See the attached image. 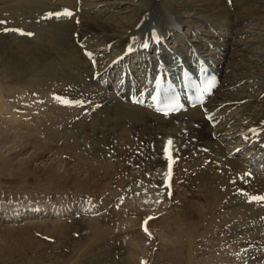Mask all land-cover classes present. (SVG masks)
Here are the masks:
<instances>
[{
    "label": "rangeland",
    "instance_id": "rangeland-1",
    "mask_svg": "<svg viewBox=\"0 0 264 264\" xmlns=\"http://www.w3.org/2000/svg\"><path fill=\"white\" fill-rule=\"evenodd\" d=\"M117 1L126 2L128 0ZM222 1L230 11H233L230 19L225 16L218 19H212L210 21L204 20L206 13L201 10H197L195 13L196 17L193 18L196 20L186 21V25H184L183 28H180V33H182V36L188 45L193 39L198 40L199 37L195 35L196 33L203 36V38L207 40L209 39L210 41L219 40L220 44L226 46L227 48V57L225 58L227 61L228 59L231 60L232 56L236 52L240 53L239 51H235L237 46L233 42L242 41L245 44L237 48L244 51V54L250 57V60L248 59L247 61L250 63L254 61L256 63L253 64H259L260 66H262V64L264 65V61L261 62V59L264 58V21H235L236 18L237 20L239 19V15L245 10L244 8L250 6L249 4H252V2L255 3V1L250 0L249 2L251 3L241 5L240 8L237 6L231 7V3L234 4V0ZM237 1L240 3L242 2V0ZM53 2L55 3V1ZM34 4L35 2L33 0H0V21L5 22L0 24V32L2 33H0V109L10 106V103L13 104L10 108H13L16 104L22 107L21 111L18 109L19 119H21L18 123H16L18 124V127L8 124L6 121L1 119L3 116H0V138L4 137L3 134L5 131H8L10 134V138L0 139V264H131V260H133L134 264H136L140 259L145 261L146 258H149L150 264H186L187 260L183 256L182 252V246L185 242L177 239V231L171 224L172 219H170L168 225H161L162 223H160L161 216L173 215L176 213V210L180 208L188 213L199 211L203 214L201 217L197 216L195 221H193L198 224L199 227H195L192 232V236L194 235V237L191 238V244L189 243L186 248L188 263L209 264L210 260L211 264H216L212 261V259L215 260L214 257L216 256L221 258L219 262H222L224 257H220L217 253H215V248L226 252V256H231L236 247H229L226 242V237L225 239H220L218 237V240L221 243L218 244L217 241L214 240L213 244L214 229L219 226L223 229L225 224H227L226 222L239 218L242 215V211L239 207L232 205L227 211L222 213V215H216V222L212 219L214 216V210L219 208L221 209L224 206L213 207L218 191L216 188L212 190L209 189V185L207 183L210 177L209 171H205V173L200 177L192 176L191 181L193 182L188 185V174L197 169L198 166H202L195 163L197 164L196 167L194 161L199 162L205 157L194 159V155L198 151H195L198 148V145L194 147L193 151L195 152H192L193 155L191 157L185 154L187 150L190 149L179 148L174 152V158L171 157L173 162L171 165V167H173L171 173H173V176H177L176 178L174 177L175 188L180 190V186L182 185L179 184H184L181 188L182 191H178L176 189L177 191L175 190L172 192V189L170 188L173 187V183H170V180L168 182V185L170 186H167L170 191L168 188H166L168 191H164L165 189L161 182H165V172L167 168L169 172V161L165 158L166 156H163L165 161L156 162L153 165V159L151 156L153 152H151L152 149H148V147H144V145L141 146L139 139L136 141L132 138L129 141V144L124 146L125 148L120 147L118 146L119 144L117 145L115 143L116 140H120L121 138L127 136L129 128L131 130H137L142 126V124L136 125L139 123L137 120H130L131 118H135L136 115H128V117L127 114L122 113L123 115L120 114L118 119L115 118L114 115H109V117L106 114L105 116H103L104 114L100 115L98 118L100 123L97 122L99 124L97 132H101L102 129L109 132L108 143H101V149H103L101 150L100 145L96 142L97 139L95 138V133L97 132H94L95 127L93 126L94 128H92L90 126L92 123L94 124L95 121V118L92 119L94 112L90 113L87 119L77 120L76 122H79L78 126V123L75 122L74 124V122H72L67 115L63 116L61 114L62 111L58 109L62 107H60V103L53 97V93L55 92L54 90H71L66 87L61 78H65L67 81H70L71 79L69 74L77 73L80 69V65H78L77 69L73 70V53H75L76 50L72 48L63 49L60 50L59 53L48 55L49 44L46 37L51 31L52 22L61 21L62 19L58 18L56 15H52L51 17L42 16V13L59 12L62 5L38 3L36 6ZM152 5L167 16H171L173 13L170 1L167 3L164 1H155ZM125 6L126 5H123V7ZM169 12L171 14H169ZM197 13L199 14L197 15ZM122 14L125 16L129 15L127 12ZM85 17H87V19L91 22L93 21V17H91V15L88 14L85 15ZM103 19L105 20V18ZM187 19L190 18L188 17ZM107 20L112 21V19ZM35 22L43 25L47 24L50 29H42L39 33L36 32V30L27 27L28 25L33 28L42 27L40 24L37 25ZM252 22L253 24H251ZM102 23L104 24L103 27L97 28L102 31L108 30L103 20ZM14 29L21 30L25 33V35L21 34L20 31H13ZM241 31H243L242 33L244 34H241ZM28 33H31V35H27ZM45 34L46 36H44ZM176 39H174V42H176ZM250 42L255 43V46L253 47L254 52L250 53L247 50L245 53V50ZM35 43H39L43 56L40 60L39 67L33 73H30V70H26L27 68L25 69L22 65L24 63L23 59L25 61L27 60L24 58L25 56H31L32 58L35 56V50L37 48ZM21 44L22 46H20ZM199 49L202 51L206 50V53L212 51L213 49L219 51L218 48L212 47L204 42L203 48ZM25 51H27L28 56L25 55ZM19 55L22 60H19L17 66L16 62L18 60H16V58L18 57L17 59H20ZM254 57L256 59H254ZM9 61H14L15 64L9 67ZM49 65L54 68L53 71H49ZM16 67L18 68V71H16ZM14 70L15 72H13ZM258 71L260 72V70L255 72L257 73ZM250 72L252 71L250 70ZM11 74L15 76L19 74L18 76L21 78L13 77ZM32 74L37 76L35 78L31 77ZM261 74H263L262 71ZM50 76L56 77L51 78ZM42 89V92H38ZM72 90L76 91L75 88ZM242 92L248 93L247 91ZM67 93L69 95L71 94V92ZM259 93L260 92L258 91L254 92V94ZM54 94L59 95L61 93L55 92ZM42 95H45L44 99L41 98ZM130 107L134 108L133 106ZM63 109L69 112V109H72V107H64ZM73 113L76 115L78 112H69V114L74 116ZM65 116L67 119H65ZM41 117H44L43 121ZM122 118L125 121H123ZM82 120H84L87 126H84L85 124ZM62 121H65V123H61ZM22 123L24 126L21 125ZM143 123L145 124V122ZM70 124L72 125L70 126ZM232 124L233 126L238 124V120H234L227 126H232ZM80 125L84 126V128H78ZM25 126L31 127L25 128ZM20 127H24V130L20 131L23 129H20ZM85 127L87 128L85 129ZM100 128L101 130H99ZM125 129L127 130V134ZM79 131H82L81 133H83L81 134L82 138L77 137V139L74 140L72 135L80 134ZM85 131H88L90 135L86 134ZM17 132H19V135L16 134ZM31 132H35L36 138L35 140H31V142H29ZM173 132L170 133L177 136V132ZM64 133L68 136V138L64 137ZM117 133L120 135V138L116 136ZM23 134L25 135V141ZM240 141L241 139H236V141L232 144L234 146L238 145ZM152 143L154 145L153 147H155L159 141L152 139ZM148 144L151 143L147 142V145ZM67 145H70V147H67ZM114 153H120L121 155L119 154L118 157V155H114ZM105 154L108 155L106 156ZM9 158L11 160H9ZM5 162H8V164ZM191 163L193 164L192 169ZM232 166L238 168L236 163H233ZM206 167H209V165H206ZM105 168H107V170L112 168V170L107 171ZM116 168L118 170H115ZM162 168H164V170ZM177 168L180 171L176 170ZM160 169L165 172L160 174V172H162ZM47 170L51 173L47 174ZM53 171L56 172V176H52ZM181 174L184 176H181ZM225 174L227 176L229 175L228 169L225 170ZM91 175H95L93 177V182L90 181V185L86 187L87 182L85 181V177H89ZM74 176L79 177L81 180H77ZM173 176L170 177L173 178ZM95 177L97 178L95 179ZM159 177L161 178L158 179ZM79 181L83 182L80 183ZM160 185L161 187H159ZM185 187H188L189 189H183ZM134 190H136V193ZM205 190L206 200L211 205V208H207V204L203 201H193V198L196 200V197H199L198 194L203 193ZM192 192H197L198 196L193 195L191 197ZM141 194L146 196L155 195L157 196V202L155 201L156 203L154 202L153 204L148 202L143 204L136 203L135 198H138L139 195V197H141ZM84 200H91V202H94L96 205V207H84L90 212V214L98 210L102 213H100L98 217H87L89 219H86V217L82 214H74L76 217L74 215H72L73 217L69 215L68 221L64 220L62 215L65 213H74L76 209H78L79 202ZM39 203H44L45 207H47L45 214L42 212L35 213L31 211L32 206ZM57 203H59L60 206L57 205ZM192 203H194L193 206ZM67 206H70L72 209L65 211ZM50 209L51 211H48ZM16 211H18V215L20 217L18 219L14 218ZM25 213L27 214L24 215ZM70 217H72L73 220L72 218L70 219ZM149 217H152V219H148ZM173 219L177 220V224L181 228L182 225L180 223V219ZM145 221L149 222L148 226L145 225ZM164 222L166 223L165 220ZM39 223L44 224L42 225ZM219 223L221 224L219 225ZM142 226H144V228H142ZM145 228L151 230L150 232H152V235L153 233L155 234L153 238L150 236L147 238L148 233L145 231ZM169 228L170 232L166 233ZM92 232H95L94 235ZM194 232H197L198 234ZM202 234H204V237H202ZM239 234H236V237ZM200 235L202 236L200 237ZM155 236L157 237V240L155 239ZM174 239L177 240L180 245L172 246ZM144 244L147 246L144 250L145 252H139L138 250L144 248ZM119 245L125 247H123L121 252L116 249ZM105 246H107L106 248L108 249L103 248ZM109 247H111L112 250ZM250 248L251 249L245 251L247 256L245 255L246 258L244 262L248 260L253 261L256 257V255L249 256L252 255V250L255 248V245L250 246ZM103 249L104 251H101ZM118 253L120 254L118 255ZM260 258L263 262L264 257L262 256ZM230 259H232V256ZM225 263L226 261L222 262V264Z\"/></svg>",
    "mask_w": 264,
    "mask_h": 264
},
{
    "label": "bare ground",
    "instance_id": "bare-ground-1",
    "mask_svg": "<svg viewBox=\"0 0 264 264\" xmlns=\"http://www.w3.org/2000/svg\"><path fill=\"white\" fill-rule=\"evenodd\" d=\"M33 1L35 2L34 5L36 4L38 5V3L39 4H49V5H55V4L62 5V8L59 9V12H51V13L46 12V13H42V16L51 17L52 15H55V13H62L66 9L70 10L74 14L71 17H66L63 15H60V16L56 15L58 18L62 20L52 22L51 31L46 37L47 42L49 44L48 55L59 53V51L63 49L72 48L76 50V52L73 53V59H74V63L72 64L73 70L77 69L78 65H80V69L78 70L77 73L69 74V77L71 79L70 81H67L65 78H61L64 84L66 85V87L71 89V90H66V92H71V94L70 95L69 94L68 95L59 94V95L63 96L64 98H70V97L71 99L77 98L72 95V91H73V92H76L78 94V97L80 98L81 96H85L86 98L84 99L82 98V99L85 101L86 104L84 106L80 105L82 108V111H77V110H81V108L79 107H72V109H69L70 112L71 111L78 112L76 113V115L75 113H73L74 116L69 114V112L64 110L63 108H59L58 110L62 111L61 114L63 116L67 115V117H69V119L75 124L77 120L88 118L89 111L86 108L89 107L90 111H95L94 116L92 115L93 116L92 119L95 118L94 124L93 123L91 125L89 124L92 128L95 127L94 132L98 131L97 127L99 124L97 122L100 123L98 118L102 114H104L103 116H105L106 114L108 115V117L109 115H114L115 118L117 119L122 113L127 114V116L136 115L135 118H131L130 120H137L139 123H137L136 125L142 124V126L137 130H131L129 128L128 134H127V130L125 129L127 136L121 138L120 140H116L115 143L117 145L119 144L118 146L120 147H124L129 144V141L132 138H134L136 141L137 139H139L141 146L144 145V147H148V149L149 148L152 149L151 152L153 151L152 152L153 160L155 159L159 161L160 156L161 157L166 156L165 149L169 147L168 146L169 140H171L172 142L170 146V152L174 150L176 151L179 148L190 149V150H187L185 154L191 157L193 153L198 150L197 153H195L194 155V159L199 158V157H204V156L205 157L199 162L194 161V164L198 163V165L200 166L202 165V166L201 167L198 166L199 167L198 168L197 164H195L197 169L193 170L191 173L188 174L189 175L188 185L190 183L192 184L193 182L191 181L192 176L200 177L205 173V171L210 172V177L207 182L209 185V189L212 190L216 188L218 191V194H217L218 199L216 198V201L214 202L213 207L222 206V205L224 206L221 209L219 208V209L214 210L213 212L214 216L212 219L215 221L216 215H222V213L227 211L232 205L234 206L236 205L239 208L242 207L240 208L242 211V215L235 220L226 222L227 224H225V227L223 229H221V226L217 228L214 227L215 225L213 226L214 228H216L214 229L215 232L213 231L214 232L213 244H214V240H216L218 244L221 243L218 240V237L220 239L222 238L225 239L226 237L227 245L231 248L236 247V249H238V251L240 252L233 251L231 254L232 259H230L231 257L230 255L226 256V252H224L223 250L216 249L214 245L215 253H217L220 257H224L223 258L224 260L223 259L222 260L226 261L225 264H230V260L236 262L237 264H256L257 261L252 262L251 260H248L244 262L246 258L245 257L246 254L244 252L248 249H251L250 246L255 245L256 247L259 244L264 245V201H258V200L253 199V197L255 196H264V171H263L264 170V65L262 64V66H260L259 64H253V63H256L254 61H252V63L247 61L250 57L244 54V51L237 48L245 44L242 41L233 42L237 46L235 48V51H239L240 53L236 52L232 56L231 60L228 59V61H231V62H228L225 59L227 57L226 56L227 48L226 46L221 45L219 40L210 41L209 39L207 40L203 38V36L199 35L198 33L196 34L194 33L199 38L198 40L193 39L192 41H190L188 45V43L182 36V33H180V28H183L184 25H186V21L196 20L193 18L196 17L195 13L197 10L198 11L201 10L202 12H205L206 17L204 20H208V21L212 19H218L221 17H225V16L230 19L232 17L233 11H230L229 8L224 5L222 0H128L126 2L117 1V0H51V1L50 0H46V1L45 0H33ZM53 1H55V3ZM155 1L157 2L164 1L166 3L170 1L172 5V9H173L172 15L167 16L162 11L158 10L154 5H152ZM249 1L250 0H242V2L240 3L237 0H234V4L231 3V7L237 6L240 8L241 5L251 3ZM254 1L255 3L252 2V4H249L250 6H248L247 8L246 7L244 8L245 10L242 12V14L239 15V19L237 20L236 18L235 21L237 22H241V21L244 22L246 20L247 21L248 20L264 21V0H254ZM123 5H126V6L123 7ZM124 12L129 13L130 16L123 15L122 13ZM88 14L91 15V17H93L92 22L89 19H87V17H85V15H88ZM169 14L171 13L169 12ZM198 14L199 13H197V15ZM188 17L190 19H187ZM103 18H105V20ZM107 19H112V21H109ZM102 20L106 24L107 29L109 31L108 30L102 31L98 29L100 27H103L104 25L102 23ZM253 22L251 24H253ZM35 23H37V25L40 24L38 22H35ZM40 25L42 27L33 28L30 25H28L27 27L33 30H36V32H39V33L42 31V29H46V30L50 29V27L47 24L45 25L40 24ZM215 31H218V30H215ZM242 32L243 31H241V34H244ZM44 36H46V34ZM174 39H176V42H174ZM203 42L212 47L218 48L219 51H217L216 49H213L212 51L204 54L199 49L198 51L196 48H194V47L203 48ZM145 44H147V47H144ZM254 44L255 43L250 42L247 46V49L245 50V53L247 52V50L250 53L254 52L253 50V47L255 46ZM36 45L35 46L37 48L35 50V56L33 58L31 56L24 57V55L22 54L23 57L27 59L26 61L23 59L24 63L22 66H24L25 69L27 68L26 70L29 69L30 73H33L39 67L40 60L42 59V56H43V53L40 50L39 43H37ZM20 46H22V44ZM187 51L188 53L193 52L195 57L201 58L198 63L188 65L189 67L196 68L200 64H203L204 66L209 67L211 69V71L216 75V77L219 79V82H220L215 93L212 96H210L202 105L196 106L194 109L190 108L189 113H186L182 116H180L182 114L180 112L174 117H163L159 114L153 113L147 107L132 105L134 106V108L136 107V109L131 108L130 107L131 105L128 104L130 101L123 99L125 96V92L127 91L133 92L134 90H139L140 92H145L150 95V86L148 84L141 85L139 83V81L141 80L139 78H141L142 76V79H143V72L146 70V66L148 65L147 63H143V62H148L149 65H150V62L154 63L157 67H161L164 61L172 62L173 65H175L177 61H181V60L184 61V59H186ZM30 52L28 51L29 54ZM133 54H135L133 57L134 59L130 62L131 64L128 65L126 61L127 60L129 61L131 55ZM25 55L28 56L27 51H25ZM19 57L20 59H17L18 57L16 58V60H18L16 62V65L19 62V60H22L20 55ZM238 58L241 60H239ZM254 59L256 58L254 57ZM117 60L121 64L116 65L114 68L119 67L121 69L120 73L122 74L126 73V76L122 77L120 82L117 81L116 83L113 82L112 84H110L111 86H113V88L112 87L105 88L102 86L100 80L98 79L94 80V78H101L103 79V84L108 85L109 82L111 81L110 77L111 76L113 77L114 75L113 74L114 68L111 69V64L113 62L114 63L117 62ZM263 61H264V58L261 59V62ZM138 62L143 63V64H139ZM13 64H15L14 61H11V62L9 61L8 63L9 67L13 66ZM53 70L54 68L49 65V71H53ZM250 70L252 72H250ZM257 70H260V72L258 71L256 73L255 71ZM16 71H18V68ZM261 71L263 72V74H261ZM13 72H15V70ZM131 72L133 73V75H131ZM159 74H162V73L159 72ZM18 75L17 76L12 75V76L16 78L20 77ZM172 75L173 74L169 73L168 78H172ZM36 76L37 75L32 74L31 77L35 78ZM161 76L163 77V79H165L163 74ZM50 77L53 78L56 76H50ZM106 80H108V82ZM74 88L76 89V91L72 90ZM61 90L59 91L54 90V91L60 93ZM42 91L43 89L39 90L38 92H42ZM120 91L123 92L121 95L119 94ZM242 91H247L248 93H243ZM256 91L260 93L254 94V92ZM59 95H55V96L59 97ZM41 98L44 99L45 95H42ZM125 101H127L128 103H126ZM11 105L13 104L10 103V106ZM10 106L3 107L0 109V116L1 117L3 116L1 119L6 121L8 124L15 125L18 127V124L16 123H18L21 120L19 119L18 109H20L21 111L22 107L17 104L13 108H10ZM209 113L212 114L211 120H208L205 118L206 114H209ZM67 117L65 116V119H67ZM43 118L44 117H41L42 121L44 120ZM166 118H170V119H166ZM142 120L143 122H145V124L142 122ZM234 120L235 121L238 120V124L234 126L232 124L233 127L229 126V127H232V128H229L227 125L231 124ZM123 121L125 120L123 119ZM82 122H84V120H82ZM214 122H219L218 126L220 127L213 129L211 125ZM61 123H65V121L64 122L62 121ZM76 123H78L77 124L78 126L79 122H76ZM21 125H23V123ZM71 125L72 124H70V126ZM81 125L78 128L83 129L84 126H87L86 124L84 126H81ZM26 127H31V126H25V128ZM21 128L23 129L20 130ZM86 128L87 127H85V129ZM20 129H19L20 131H23L24 127H20ZM99 130H101V128ZM173 131L177 132V136L174 135L175 133ZM19 132H17L16 134L19 135ZM81 132L79 131L80 134L78 135H72L74 137V140L77 139V137H81V134H83ZM85 132L86 134L90 135L88 131H85ZM170 132H173L174 134ZM3 136L4 137L0 138L1 140L10 138V134L8 131H5ZM116 136L120 138V135H118V133L116 134ZM64 137L68 138V136L65 133H64ZM108 137H109V132L108 131L106 132L104 129H102L101 132L99 131L95 133V138L97 139L96 142H98V144L100 145V149L102 148L101 143H108ZM23 138L25 141V135L23 136ZM35 138H36L35 132H31L30 137H29V142H31V140H35ZM152 139L159 141V143L155 145V147H153L154 145L152 143ZM236 139H241V141L239 142L238 145L234 146L232 143H234ZM125 140H128V141H125ZM245 141L252 142L253 147L256 149V152L253 153V155L251 156L243 152L245 151L244 146H246ZM147 142H150L151 144L147 145ZM70 145H67V147L68 146L70 147ZM196 145H198V148L195 151H193ZM34 146L36 147L35 144ZM115 154L116 153H114V155ZM119 154L117 153L116 155H118L119 157ZM252 159H255L253 165L250 163L252 162ZM9 160L11 159L9 158ZM192 163H191L192 165L191 169L193 168ZM233 163H236L238 168L233 167L232 166ZM6 164H8V162ZM206 165H209V167H206ZM103 167H106V166H103ZM178 168L176 170L180 169ZM105 169L107 170V168ZM162 169L164 170V168ZM227 169L229 170L228 176L225 174V170ZM108 170L111 171L112 168H109ZM115 170H118V169L116 168ZM164 172L165 171H162L160 172V174L161 173L163 174ZM50 173L51 172L48 171L47 174H50ZM165 173H168V168L166 169ZM52 176H56L55 171L52 172ZM94 176L91 175L89 177H85V181L87 182L86 187L90 185V181L93 182ZM181 176H184V175L181 174ZM74 177L77 180H81L77 176H74ZM174 177L175 175L173 176L172 181L170 182V183H173L172 185L173 187L170 188L172 189L171 190L172 192H174L176 189L178 190V188H175L176 186H175ZM96 178L97 177H95V179ZM169 181L170 179H168L167 181L163 183L165 188H168L166 186V182L168 185ZM79 182L82 183L81 181ZM183 184H179V185L183 186ZM182 186L180 187L182 188ZM159 187H161V185ZM181 188L180 190L182 191ZM170 189L168 188L169 191ZM183 189L188 190L189 188L185 187ZM134 191L136 193V190ZM197 194H198L197 192H192L191 197ZM141 195H142L141 197H139L140 196L139 195L138 198L137 197L135 198V201L138 204H143L145 202L153 204L155 201L157 202L156 200L157 196L155 195L154 196H149V195L146 196L144 194H141ZM198 195L199 197H196V200L193 198V201L195 202L203 201L205 202V204H207L208 206L207 208H211L210 207L211 205L206 200V190L203 193L198 194ZM243 201L245 202L251 201V202H249L250 204H246ZM57 205L60 206L59 203H57ZM69 205H72V204H69ZM193 205L194 203H192V206ZM43 206L45 207L44 203L37 204V207H35L36 212L37 211L41 212L43 209ZM68 209H72V208L70 206L69 207L67 206L65 208V211H67ZM26 214L27 213H25V215ZM74 214L76 215L82 214L83 216L86 217V219L90 218L89 217L90 212L84 207L80 209H76V211L71 214L65 213L64 215H62V217H64V220L68 221L69 219L68 216L69 215L72 216ZM197 216L201 217L203 216V214L199 211L188 213V212L183 211L180 208V209H177L176 213L173 215H170V216L163 215L160 217L161 218L160 223H162L161 225L163 224L168 225V222L170 221V219H172L171 224L174 226V229L177 231L176 232L177 239L185 242V244L182 246V252H183V256L187 260L186 264H190L188 263V255L186 252V248H187V245H189V243L191 242L192 240L191 238L194 237V235L192 236V232L194 231L195 227L198 226V224L193 222L195 221V218ZM72 217H70V219ZM14 218L15 219L20 218L18 215V211L15 212ZM173 218L180 219V223L182 225L181 228L178 226L177 220ZM164 220L166 221V223L164 222ZM226 221H229V220H226ZM148 223L149 222H147V226H148ZM39 224L43 225L44 223H39ZM220 224L221 223H219V225ZM142 228H144V226H142ZM148 231L150 232L151 230H148ZM169 232H170V228L166 233H169ZM92 233L94 235L95 232H92ZM194 233H197V232H194ZM236 234H239V235L236 237ZM154 235H155L154 233L153 235L147 234V238L148 236L153 238ZM202 235H200V237L201 236L204 237V234ZM155 239L157 240L156 236H155ZM172 243H173L172 246L180 245V243L175 239ZM106 247L107 246L103 248L108 249ZM123 247L119 245L118 247H116V249L121 252L123 250ZM109 248L111 249V247ZM146 248L147 246L144 244V248H141L138 251L145 252L144 250ZM101 251H104V249ZM119 254L120 253H118V255ZM249 256H252V255H249ZM214 258L215 260L212 259L214 263L222 264L223 261L219 262L221 258H218L217 256ZM131 261H132L131 264H134L133 260ZM210 262L211 261L209 260V264H211ZM136 264H150V260L149 258L148 259L146 258L145 261L143 259H140L139 261H137ZM260 264H264V260Z\"/></svg>",
    "mask_w": 264,
    "mask_h": 264
},
{
    "label": "snow or ice",
    "instance_id": "snow-or-ice-1",
    "mask_svg": "<svg viewBox=\"0 0 264 264\" xmlns=\"http://www.w3.org/2000/svg\"><path fill=\"white\" fill-rule=\"evenodd\" d=\"M52 15V14H50ZM55 15L57 16H60V15H63V16H66V17H71L73 16L74 14L70 11V10H64L62 13H55ZM5 23L4 21H0V24H3ZM13 31H20L21 34H25L23 33L21 30H18V29H14ZM27 35H31V33H28ZM144 47H147V44L144 45ZM90 55V54H88ZM157 85L159 86L160 85V81H157ZM155 99V97H154ZM167 114V113H165ZM171 140L168 141V148L165 149V152H166V159L169 161V172L166 173V177L167 178H170V175H171V164H172V160H171V156H170V146H171ZM166 186H170V185H167V182H166ZM253 199L255 200H258V201H264V196H260V197H253ZM148 219H152V217H149ZM145 224H147V221H145ZM145 231H147V228H145Z\"/></svg>",
    "mask_w": 264,
    "mask_h": 264
}]
</instances>
